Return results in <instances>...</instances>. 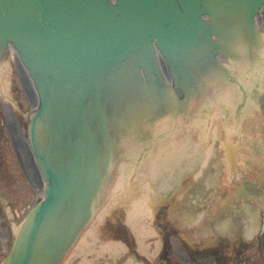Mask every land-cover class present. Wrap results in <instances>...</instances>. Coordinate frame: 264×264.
I'll return each mask as SVG.
<instances>
[{
  "label": "water",
  "instance_id": "obj_1",
  "mask_svg": "<svg viewBox=\"0 0 264 264\" xmlns=\"http://www.w3.org/2000/svg\"><path fill=\"white\" fill-rule=\"evenodd\" d=\"M263 5L264 0H0V51L15 46L39 93L30 133L48 180L45 199L3 264H60L96 210L112 160V128L118 123L116 158L153 137L149 106L127 103L147 97L141 93L144 77L152 88L165 85L157 50L176 81H186L215 58L233 24L255 35ZM159 104L166 111L176 106L167 99ZM132 130L143 136L136 138Z\"/></svg>",
  "mask_w": 264,
  "mask_h": 264
},
{
  "label": "rangeland",
  "instance_id": "obj_2",
  "mask_svg": "<svg viewBox=\"0 0 264 264\" xmlns=\"http://www.w3.org/2000/svg\"><path fill=\"white\" fill-rule=\"evenodd\" d=\"M260 22L263 25L262 30L264 33V12L261 14ZM255 54L256 52L253 50V54L250 55V60L254 59ZM258 56H261V62H264V45L260 47ZM9 60L7 74L4 78H0V125H4L5 130L4 136L2 138L3 141H11L14 145L13 155L16 159V166L14 167V169H16V173L12 178H6L5 174L0 177V263L3 261L5 256H7L8 251L13 245L16 235L15 226L20 224L24 218H26L33 205L40 198H42L45 186V181L43 180L36 163L33 161L31 148L29 146L28 124L37 101L36 93L30 79L26 75L21 65L16 61V59H14V55L12 53H10ZM227 64L232 69H239V60L236 61L230 57L227 60ZM2 71L3 69H0L1 73ZM239 71L240 70H237L236 74L239 73ZM0 76H2V74H0ZM263 80L261 81L260 79L258 80L252 78V81H246L245 84L242 85V88L239 86V95L237 96V93L234 92L232 94L233 97L231 98L232 101L229 102L230 104L223 106L221 110L217 111V113H214L212 119L210 120L208 119L209 113L207 111L204 112L202 109L186 113L187 116L184 125L187 128V132L185 133L186 135L182 136L181 138H185L184 141H182L184 149L181 151L179 160H167L169 162L166 163L164 173L161 175L163 178L162 182H164L171 180V177L175 175L176 170L178 169L181 172L185 170L186 172L190 171V175L184 177V180L180 181L182 183L175 187L173 191L174 194L177 193L176 195L180 200L182 198L180 196H182L183 192H187V189L190 186L192 187V184L190 183V181H192L191 178L193 177L194 180V178L199 175L198 173L203 168V163L205 162L203 152H205L204 154H207L208 150H210V148L213 146H216L223 151L225 147L224 145L228 138H230L234 144H239V164H237L235 176H229L231 169L226 162L225 152L221 153V162H224L222 169L225 173V178L221 180H215V178L213 179V176H216L215 173L218 172V167L220 166L217 165L216 161L213 163L211 162L212 164L210 173L208 175L202 176L204 189L206 185L205 191L208 190L209 192L221 193L217 195L216 200L210 204H205L203 200L204 198H202L203 194L197 193L193 198L196 201V211L194 216L195 220L197 221L207 222L210 220L212 223H210L209 227L212 229L215 227H221L223 230L227 231L224 233V235H227L229 238L234 237L236 232L238 235V227L239 235L240 233H243L245 236L250 233V230H248L249 227H257L258 234L255 235L253 240L252 238L249 239V243L245 246L247 248L249 247V249H247L245 252H249L251 254L255 253L257 257L264 256V230L262 233L260 228V225H262V218L264 216ZM213 91H215V89H213ZM244 97L245 110L242 111L243 114H239L238 118V116H236V111L239 107V102L242 103V99ZM206 106L209 108L208 105ZM228 106L231 107L232 110ZM188 109L189 108H187V110ZM178 126L183 127L182 124H178ZM218 126L222 128L220 132ZM238 126L239 129L237 130ZM235 127L236 130H230ZM159 137V139H163L162 135H159ZM172 140L173 139H171V141ZM15 144H19V149ZM174 147L175 145L173 143L172 147L169 149V155L172 153V149ZM255 147H257L256 149H258V151L255 150ZM4 149L5 148L3 147L0 149V154L3 153ZM151 150L152 147L149 145H144L142 147L141 156L140 159H138V163H141L145 158H147ZM195 158H198V160L195 161ZM21 162L25 163V167L28 169V175L31 180L27 173H24L23 176L20 173L22 177L20 178V182L13 184L12 180L16 179L17 170L19 169L20 172V170L23 168V164ZM196 163L198 164L196 165ZM174 178L176 179V177ZM187 178L190 180L186 181ZM254 178L259 179L260 182H258V185H254L252 187V183L246 184L247 189L252 187V189L250 188L252 191L246 189L240 190V185L245 179L251 180ZM31 181H34L35 186H33ZM131 184L132 187L134 186L132 193L130 195L128 194L129 196H125L121 198V200H118L116 204H112L100 221L98 229L94 234V239L98 238L99 243L93 245L92 251L89 249L82 250L81 248L79 249L78 247H74L76 248V253L74 254H77V256L73 261H69L68 264H86L83 261L85 257L95 264V259L98 258L100 252L105 251L104 247L112 244L113 242L123 241L122 237L125 235L123 230H125V228L122 229V227L120 228V226L114 224L119 220L118 222H123L124 224H128L131 227L129 224V210L136 199L142 196L146 190L138 173H135ZM159 189H161L159 184L153 183L148 192L155 193L158 192ZM163 190H165L164 186L162 187V192ZM205 191L196 190V192ZM252 192H260L259 195L254 198H258L261 203L253 198L252 195L254 194H252ZM238 193L239 207L236 202H232V199L230 200L229 198L230 196H233L236 200ZM12 201L14 206L12 205ZM170 204L171 203H169V205ZM172 212L173 206H170L167 210V214L170 215L169 217L172 216ZM175 213V219L173 218V220H181L184 218L183 214L178 217V212ZM155 215L156 211L153 210L152 218H148L147 220L143 221H153L158 219L172 220L169 217L165 218L166 215H161L159 218ZM234 218H238L239 222L235 223ZM131 231L136 232L134 229H131ZM137 235L138 234L136 232V236ZM196 235H198V232ZM86 237L88 240L94 241L93 238L88 236ZM158 239L159 237L155 236L151 240H154L153 243L156 245L157 241L159 242ZM251 240L252 242H250ZM179 242L180 240L177 238L174 240L175 245H178ZM155 245L153 248H150V251H154ZM113 253L114 254L112 255V252L106 251L105 255L103 254L104 257L100 256V260L96 264H110L112 262L111 257L117 254L115 251H113ZM132 255L129 256V254H126L121 260H119V262H114L113 264H126L129 262V259L132 258ZM70 257L71 255L69 258ZM149 260L151 263L153 262L152 264H159V258ZM134 264H138V262H135Z\"/></svg>",
  "mask_w": 264,
  "mask_h": 264
},
{
  "label": "bare ground",
  "instance_id": "obj_3",
  "mask_svg": "<svg viewBox=\"0 0 264 264\" xmlns=\"http://www.w3.org/2000/svg\"><path fill=\"white\" fill-rule=\"evenodd\" d=\"M260 17L261 15L257 17L258 21ZM259 27L262 28L260 26V23ZM238 34L239 45L237 51H239V59L242 56H245L246 58L245 60H239V79L237 75H233L231 76V78L229 77L228 73H231L227 72L231 69L229 65L225 69L226 71H224L222 67L219 68L218 65L214 64L213 65L215 69L207 70L205 66L209 65L206 64L205 66H203L202 72H196V76H201V85L197 87L196 91H190V106L193 110L196 111L201 109L202 106L205 105H208L209 108L212 107L213 110L211 112L213 113H211V119L214 113H217L218 110H221L223 106H227V104H230L228 102V99L233 97L232 94L234 92L239 93V89L233 88H238L239 84L241 85L246 81H252L253 74L255 76H262L264 74V62H261L262 57L258 56L260 51L259 47L264 45V33H262V29H258L255 35H253L252 31L249 32L246 30H239V33H236L234 35ZM232 44L233 43H231L230 45ZM249 45L251 46V48L249 47ZM253 46H255L256 48L255 52L257 55L255 54L254 59L250 60V55L253 54ZM14 47L15 46L9 44L6 50L0 51V69H3L2 73L0 72V74H2L0 78H4L7 74V70L9 68L8 65L10 61V53L14 55V59H16V61L21 65L26 75H30L27 69L24 68L23 64L21 63L20 55ZM28 78L30 79L29 76ZM30 81L33 85L31 79ZM211 89H215L214 93L209 92ZM36 92V95L38 96L39 94L37 89ZM37 98L36 100L38 102ZM175 108L176 106L173 109ZM229 108L231 109V107ZM173 109L167 114H161L156 120H154L153 137L145 139V141L147 142L142 140L143 146L149 145L150 147H152V150L147 156V158H145L141 163H138V159H140L141 150L143 146L119 158H115L112 166L109 168V174L105 179L101 192L99 193L97 199L98 209L95 214L92 215L91 218L93 219L88 223V227H86L83 233L81 234V236L83 234L84 235L80 237V240L78 242H76L77 244L75 243L73 245V248L78 247L82 250L89 249L90 251H92L93 245L99 243L98 238L94 239V234L95 231L98 229L100 221L104 217V214L107 209H109L112 204H116L119 198H123L127 195V193L132 192L131 183L135 173H138L140 175L141 181L145 186L146 190L144 191L145 193H143L142 196L136 199L131 209L129 210V224L134 228L136 232H139V235L140 233L142 235L150 233L149 229L145 226L148 221L143 220L152 218L154 206V204L152 206V203L156 201L158 194L154 192H148V190L151 188L153 181H157L159 178L161 180V175L164 173L166 163L169 162L167 160H179L180 153L183 150L182 141H184L185 139L181 138L182 136L186 135L185 133L187 132V128L184 125L187 116L186 111L185 115H182L179 114L177 111H174ZM178 124H182L183 127L178 126ZM218 128L220 132L222 128L219 126ZM230 130H236V127ZM159 135H162V140L158 139ZM171 139L173 140L171 141ZM173 143L175 144V147L172 149V153L169 155V149L172 147ZM225 144H227V160L228 162H230L231 159H235L239 156V152L237 151L238 148H236V146L238 145L234 144L230 140V138H228ZM213 154L214 153H212L210 150H208L207 154H204L203 152V156L205 157L206 170L208 167L211 166L210 160L211 155ZM196 160H198V158H195V161ZM197 164L198 163H196V165ZM199 173L202 172L200 171ZM172 180L175 181V178H173ZM172 180H168L166 181V183L163 182V185H166V187L172 186ZM190 183L192 184V181H190ZM177 185L178 180L176 186ZM244 189L247 188L244 186ZM21 228L22 226H16L15 234L20 235L19 231L21 230ZM252 230L255 231L256 227L252 228ZM86 236L93 238L94 241L88 240ZM16 243L17 240L15 242V245ZM125 245V243L121 244L118 242H113L112 244L104 247L105 251L102 253L104 254L106 251L112 253L113 251H115L116 253L118 252L119 255L127 253L128 249L125 247ZM73 248L71 251L66 253V255H68L67 258H69L70 255L73 258L72 254L76 253V248ZM140 250L147 251L143 244L140 246ZM85 260L87 261L86 257ZM131 262H129V264H131Z\"/></svg>",
  "mask_w": 264,
  "mask_h": 264
},
{
  "label": "flooded vegetation",
  "instance_id": "obj_4",
  "mask_svg": "<svg viewBox=\"0 0 264 264\" xmlns=\"http://www.w3.org/2000/svg\"><path fill=\"white\" fill-rule=\"evenodd\" d=\"M182 221H159L158 229L162 238V246L156 259L159 264H263V258L245 252L246 237H227L219 234L217 237L196 236L195 226L188 228V238H182L177 246L172 242V236L179 237L178 225ZM180 238V237H179ZM130 244L134 239L125 238ZM153 263V262H152ZM150 262V264H152Z\"/></svg>",
  "mask_w": 264,
  "mask_h": 264
}]
</instances>
